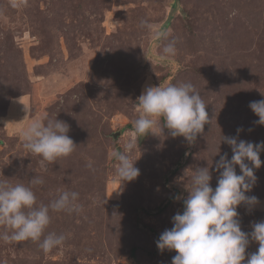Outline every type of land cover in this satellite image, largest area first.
I'll use <instances>...</instances> for the list:
<instances>
[{
    "label": "rangeland",
    "instance_id": "1",
    "mask_svg": "<svg viewBox=\"0 0 264 264\" xmlns=\"http://www.w3.org/2000/svg\"><path fill=\"white\" fill-rule=\"evenodd\" d=\"M173 1L27 0L13 7L14 0H0V180L29 185L39 176L38 204L70 190L82 206L50 210L44 236H66L50 252L40 242L0 239V264H171L175 250L160 252L156 241L183 212L193 170L209 167L215 188L216 161L233 154L222 136L264 141V125L249 107L264 99V0H177L175 8ZM142 19L177 39L175 56L161 59L168 41L153 40ZM181 82L200 93L209 123L192 144L158 125L131 154L139 176L120 183L110 154L134 134L137 98L146 87ZM43 112L66 122L77 145L53 163L19 137ZM260 159L246 193L258 203L237 206L245 233L264 221V150ZM258 248L249 236L246 253Z\"/></svg>",
    "mask_w": 264,
    "mask_h": 264
},
{
    "label": "clouds",
    "instance_id": "2",
    "mask_svg": "<svg viewBox=\"0 0 264 264\" xmlns=\"http://www.w3.org/2000/svg\"><path fill=\"white\" fill-rule=\"evenodd\" d=\"M26 3L27 0H14L12 6H24ZM139 26L148 30L153 40L168 41L162 48L161 59L177 54V39H169V32L144 19ZM136 103L139 115L133 121L134 134L123 150H113L110 154L118 162L116 175L120 183L139 176L140 171L134 166L138 158L131 159V154L139 147L141 137L148 133L156 134L154 129L158 125L161 133L167 128L172 137L183 136L192 144L210 120L207 105L191 82L146 87ZM249 107L259 117L256 123L264 125V99L250 102ZM160 118L164 121L162 125ZM69 130L66 122L56 116L50 118L47 112H43L20 129L19 137L25 149L53 163L60 157L71 155L77 146L67 135ZM240 131L242 129L238 128L237 132ZM221 140L231 146L233 154L228 159L224 153L216 161L215 170H221L217 186L213 188L210 184L212 174L209 167H196L191 185L187 187L188 195L183 199V212L171 218L173 226L165 229L156 241L160 252L175 250L171 264H242L246 255V264H264V221L254 223L251 233H245L241 230L237 211V206L242 203L249 207L258 203L256 196L246 193L255 184L254 169L262 164L260 152L264 150V141L254 144L225 136ZM237 165L240 174L236 172ZM87 167L94 170L91 161ZM43 184L44 180L39 176L32 178L29 185H13L0 180V226L5 227L0 239L5 242H40L39 247L45 253L62 245L65 235L48 233L44 236L51 222L50 210L82 211L78 203L79 193L62 190L49 204H38L33 188ZM249 236L259 243L255 253H246Z\"/></svg>",
    "mask_w": 264,
    "mask_h": 264
},
{
    "label": "trees",
    "instance_id": "3",
    "mask_svg": "<svg viewBox=\"0 0 264 264\" xmlns=\"http://www.w3.org/2000/svg\"><path fill=\"white\" fill-rule=\"evenodd\" d=\"M177 6V0H174L173 2H172V7L173 8H175ZM157 239V238H156Z\"/></svg>",
    "mask_w": 264,
    "mask_h": 264
}]
</instances>
